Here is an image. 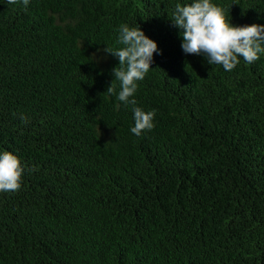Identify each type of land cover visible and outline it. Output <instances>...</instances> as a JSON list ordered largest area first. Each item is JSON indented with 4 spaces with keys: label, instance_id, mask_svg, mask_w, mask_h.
I'll list each match as a JSON object with an SVG mask.
<instances>
[{
    "label": "trees",
    "instance_id": "obj_1",
    "mask_svg": "<svg viewBox=\"0 0 264 264\" xmlns=\"http://www.w3.org/2000/svg\"><path fill=\"white\" fill-rule=\"evenodd\" d=\"M190 2L0 0V152L24 166L0 264H264V53L232 71L184 53L168 18ZM211 2L264 24V0ZM124 24L160 50L134 106L104 51ZM133 107L155 111L139 137Z\"/></svg>",
    "mask_w": 264,
    "mask_h": 264
},
{
    "label": "clouds",
    "instance_id": "obj_2",
    "mask_svg": "<svg viewBox=\"0 0 264 264\" xmlns=\"http://www.w3.org/2000/svg\"><path fill=\"white\" fill-rule=\"evenodd\" d=\"M18 2L27 7L30 0H7L8 4ZM168 19L179 30L184 53L203 55L208 64L222 65L225 71H232L239 64L238 57L251 64L259 59V54L264 53V24L233 25L225 18L223 9L211 0L177 4ZM117 42L124 47H106L104 51L119 60L112 69L113 77L120 82L117 99L125 105L134 106L136 100L132 97L137 89L136 82L144 79L151 68L154 53L158 54L160 50L139 25H121ZM112 81L106 91L116 94ZM132 111L134 126L131 132L134 135L139 137L153 129L154 110L145 112L140 107H133ZM23 173L24 166L16 155L6 150L0 152V193L18 191Z\"/></svg>",
    "mask_w": 264,
    "mask_h": 264
}]
</instances>
